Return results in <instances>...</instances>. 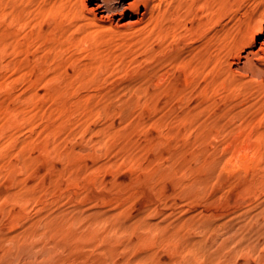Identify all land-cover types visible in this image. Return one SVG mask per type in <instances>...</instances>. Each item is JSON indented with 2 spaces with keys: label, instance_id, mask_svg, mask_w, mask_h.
I'll return each mask as SVG.
<instances>
[{
  "label": "rangeland",
  "instance_id": "1",
  "mask_svg": "<svg viewBox=\"0 0 264 264\" xmlns=\"http://www.w3.org/2000/svg\"><path fill=\"white\" fill-rule=\"evenodd\" d=\"M140 62L64 90L0 75V264H264V184L222 153L228 100Z\"/></svg>",
  "mask_w": 264,
  "mask_h": 264
},
{
  "label": "bare ground",
  "instance_id": "2",
  "mask_svg": "<svg viewBox=\"0 0 264 264\" xmlns=\"http://www.w3.org/2000/svg\"><path fill=\"white\" fill-rule=\"evenodd\" d=\"M261 35L264 0H0V75L12 85L34 72L38 87L60 90L114 65L154 61L158 86L182 82L228 100L219 109L229 126L225 164L241 156L261 188L264 132L250 116L255 91L264 92V43L254 50Z\"/></svg>",
  "mask_w": 264,
  "mask_h": 264
}]
</instances>
